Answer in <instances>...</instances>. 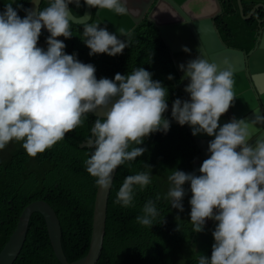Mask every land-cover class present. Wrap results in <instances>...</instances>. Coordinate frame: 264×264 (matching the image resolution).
<instances>
[{
	"label": "clouds",
	"instance_id": "obj_1",
	"mask_svg": "<svg viewBox=\"0 0 264 264\" xmlns=\"http://www.w3.org/2000/svg\"><path fill=\"white\" fill-rule=\"evenodd\" d=\"M32 2L37 5L35 11L16 0L0 11V150L13 141L22 142L34 158L82 126L86 114L106 109L103 119H96L91 128L94 152L85 166L96 178L95 184L107 191L114 170L146 151L137 145L152 133L169 130L170 121L164 117L168 89L143 67L98 80L95 66L79 61L75 53L66 54V45L57 39L73 36L69 5L80 8L81 0H50L42 10L38 0ZM84 3L129 15L128 0ZM18 9L26 13L24 17L18 15ZM42 28L50 33L46 51L37 46ZM119 32L127 34L124 28ZM83 37L90 56H116L129 46L98 22L85 23ZM182 50L191 51L187 46ZM197 51L200 55L179 66L189 79L184 88L189 99H175L171 116L181 126L190 125L193 135L206 133L214 139L209 141L210 156L199 167V175L172 172L167 197L172 208L183 212V186L188 183L192 231H204L208 219L218 222L212 232L211 256H200L198 264H264V137L250 143L251 126L243 119L219 124L236 98L234 76L238 70L228 58L223 60L226 67L219 69L215 61L205 58L202 48ZM150 183L147 172L126 176L114 204L133 206L135 186L143 191ZM142 211L137 222L152 227L158 216L155 203L149 200Z\"/></svg>",
	"mask_w": 264,
	"mask_h": 264
},
{
	"label": "trees",
	"instance_id": "obj_2",
	"mask_svg": "<svg viewBox=\"0 0 264 264\" xmlns=\"http://www.w3.org/2000/svg\"><path fill=\"white\" fill-rule=\"evenodd\" d=\"M256 1L241 0L244 15ZM10 2L12 0H0V11ZM16 2L28 9L30 0ZM49 2L41 0L39 8L42 10ZM221 2V12L215 18L221 38L228 46L249 50L255 40V23L241 17L237 0ZM69 8L74 16H81L84 0H81L80 8L74 4ZM258 12L261 15L263 10ZM25 14L18 9V15L24 17ZM91 21L92 17L87 24ZM84 24L70 21L73 36L64 37L66 47L63 51L75 53L83 63L93 64L98 80L114 79L116 73L127 75L137 67L145 68L153 74V80L160 81L168 89V110L164 117L170 121L167 133H152L137 145L146 148L143 155L118 166L108 199L103 247L96 264H198L200 256L195 254L196 232L192 231L190 215L187 223L178 209L171 207V198L167 197L172 186L168 177L175 169L193 173L195 161L205 160L187 125H179L171 116L173 101L185 99L186 92L169 48L157 28L143 19L120 39L129 43L122 54L90 56V49L82 40ZM48 36L41 30L39 40L46 42ZM170 74L171 80L168 79ZM96 119L98 117L94 114H86L82 126L66 133L63 140L34 158L26 153L22 142L13 141L0 150V250L14 230L22 209L33 200L43 199L59 218L61 246L67 261H74L87 253L97 185L96 178L87 172L85 166L94 147L82 144L91 140V128ZM139 172H147L151 183L143 191L135 186L133 206L125 208L114 204L124 178ZM185 186L189 202L192 195L190 184ZM149 200L155 203L158 211L152 227L142 226L136 219L143 215V206ZM211 251L212 246L206 256L210 257ZM13 264H60L41 213L31 214L25 242Z\"/></svg>",
	"mask_w": 264,
	"mask_h": 264
},
{
	"label": "water",
	"instance_id": "obj_3",
	"mask_svg": "<svg viewBox=\"0 0 264 264\" xmlns=\"http://www.w3.org/2000/svg\"><path fill=\"white\" fill-rule=\"evenodd\" d=\"M40 3L41 0H38V7ZM237 4L243 19L249 18L256 7L262 6L259 3L247 15H244L241 0H237ZM127 6L129 7V15L120 16L107 9H94L85 4L81 16H74L71 12L70 21L78 24L87 23L92 17L91 23L88 24L98 22L100 27L106 28L118 39H121L124 35L119 32L120 28H124L129 33L139 22L147 19L157 28L164 43L168 46L184 88L189 83V79L184 77V72L179 66L181 64L186 65L189 60L200 55L197 51L199 47L205 52V58L209 59L210 62L215 61L219 69L226 67L223 60L228 58L234 68L238 70L234 76V91L237 95L227 113L220 117L219 124L222 126L233 118L243 119L251 126L252 140L250 143L254 144L256 139L264 137L263 28L256 32L253 46L246 51L228 46L221 38L215 25V18L221 12L219 0H128ZM36 7L37 5L30 0L28 9L35 11ZM42 31L50 35L46 28H42ZM57 39L65 44L63 36L57 37ZM37 46L45 51L48 47L47 43L41 40H38ZM183 46H187L191 51L184 52ZM253 76L255 79L252 78ZM185 99H189L188 93H186ZM106 111V109H97L92 114L98 118H103ZM186 125L204 158H209L208 145L214 137H210L206 133L193 135L192 127ZM84 145L89 146L91 143L90 141L85 142L82 146ZM117 169L118 167L112 173L113 181ZM111 187L105 191L97 186L89 247L84 256L71 262L67 261L61 246L59 218L48 202L37 199L29 202L19 214L14 230L0 250V264H13L19 255L25 242L28 222L33 212H39L43 215L53 252L60 264H96L103 247Z\"/></svg>",
	"mask_w": 264,
	"mask_h": 264
},
{
	"label": "rangeland",
	"instance_id": "obj_4",
	"mask_svg": "<svg viewBox=\"0 0 264 264\" xmlns=\"http://www.w3.org/2000/svg\"><path fill=\"white\" fill-rule=\"evenodd\" d=\"M198 164H200V163H198ZM200 166H201V164H200ZM195 171H196V175L200 174L198 167L195 169ZM170 187H172V186L170 185ZM183 187L185 188V190H187L185 185ZM186 196L187 195L185 193V196H184L183 201H182L183 206H184L183 212H180L179 210L178 211L181 214V218L187 222V221H189V215H190L191 207L188 208L190 206V203L187 202ZM217 223L218 222H216L214 220H210V222H208L206 225H204V231L198 233V235L196 237L195 246H194L196 255H198V256L205 255L206 256L208 254L209 249L211 248V246L215 242L214 238L212 236V232L214 231ZM201 238H202V240H201Z\"/></svg>",
	"mask_w": 264,
	"mask_h": 264
},
{
	"label": "flooded vegetation",
	"instance_id": "obj_5",
	"mask_svg": "<svg viewBox=\"0 0 264 264\" xmlns=\"http://www.w3.org/2000/svg\"><path fill=\"white\" fill-rule=\"evenodd\" d=\"M219 1H220V6H221V4H222L221 1L224 2V0H219ZM259 3H261L262 6H258L257 4H259ZM256 5L258 7L255 8L254 12L249 16V18L245 19V20L249 21L251 24L255 23V28H254L255 34H256V32L258 30H260L262 28L264 29V0H257L256 3L253 5V7H255ZM261 9L263 10V13L261 15H259V12L258 11L261 10ZM247 14H245V15H247Z\"/></svg>",
	"mask_w": 264,
	"mask_h": 264
},
{
	"label": "crops",
	"instance_id": "obj_6",
	"mask_svg": "<svg viewBox=\"0 0 264 264\" xmlns=\"http://www.w3.org/2000/svg\"><path fill=\"white\" fill-rule=\"evenodd\" d=\"M202 162H203V161H199V160H196V161H195L194 166H193V168H194L193 173L196 174L195 169H196L197 167L199 168V167H200V164H202ZM198 163H200V164H198ZM210 220H211V219L206 220L205 225H206L208 222H210ZM197 235H198V233L196 232V237H197ZM202 238H203V237H202ZM202 238H201V240H202Z\"/></svg>",
	"mask_w": 264,
	"mask_h": 264
}]
</instances>
